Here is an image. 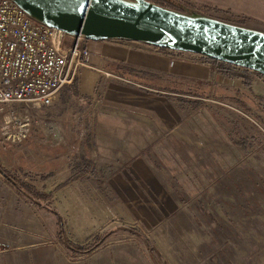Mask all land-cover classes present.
<instances>
[{"label": "rangeland", "instance_id": "rangeland-1", "mask_svg": "<svg viewBox=\"0 0 264 264\" xmlns=\"http://www.w3.org/2000/svg\"><path fill=\"white\" fill-rule=\"evenodd\" d=\"M150 1L264 31V0ZM213 62L220 68L219 83L250 88L254 70ZM88 68L99 97L109 80H125L115 67ZM76 79L58 92L64 95L55 105L39 110L9 107L19 116L31 115L33 127L18 145L0 135V164L27 187L20 192L0 174V264H264L261 112L227 102L243 117L244 140L169 142L174 149L170 154L175 153L180 163L175 167L192 170L183 159L192 160L195 168L205 167L181 175L184 184L176 191L164 179L151 185L119 163L112 166L110 176L94 171L87 151L90 130L69 128L76 108L93 100L78 93ZM180 87L193 91L181 94L180 102L226 104L218 100L216 90L203 99L199 92L204 96L205 90ZM241 103L256 110L258 101L246 95ZM2 120L0 109V134ZM17 199L22 203L20 217L10 207ZM64 240L76 248L93 249L72 252Z\"/></svg>", "mask_w": 264, "mask_h": 264}, {"label": "crops", "instance_id": "crops-1", "mask_svg": "<svg viewBox=\"0 0 264 264\" xmlns=\"http://www.w3.org/2000/svg\"><path fill=\"white\" fill-rule=\"evenodd\" d=\"M86 40L90 66L115 67L125 78L124 82L109 80L103 86L101 97L100 92L95 91L97 83L91 79L88 67L82 68L76 79L78 93H87L93 100H88L85 107L76 108L77 114L70 119L69 128L90 130L92 139L87 151L97 173L105 172L110 176L112 166L119 163L135 170L151 185L162 183L164 179L167 186L180 191L184 184L181 175H191L195 169L205 167L195 168L194 162L186 159L182 162L190 163L192 170L175 167L180 163L175 153L170 154V150L174 151L169 147L173 140H244L247 135L243 117L227 106V102L249 112H261L263 116L258 115V118L264 120V76L261 73L250 74V88L238 89L233 87V82L219 83L218 63L201 54L130 39ZM181 85L205 90L204 96L199 92V98L203 99L216 90L220 95L218 100L226 104L193 106L187 99L180 102L181 94L193 92L183 91ZM63 95L59 93L52 104H57ZM246 95L257 99L256 110L242 105ZM64 112L60 111V115ZM0 174L4 178V174ZM21 205L18 199L10 203L17 217L22 214Z\"/></svg>", "mask_w": 264, "mask_h": 264}, {"label": "water", "instance_id": "water-1", "mask_svg": "<svg viewBox=\"0 0 264 264\" xmlns=\"http://www.w3.org/2000/svg\"><path fill=\"white\" fill-rule=\"evenodd\" d=\"M29 16L89 40L192 52L264 75V31L150 0H14Z\"/></svg>", "mask_w": 264, "mask_h": 264}, {"label": "built area", "instance_id": "built-area-1", "mask_svg": "<svg viewBox=\"0 0 264 264\" xmlns=\"http://www.w3.org/2000/svg\"><path fill=\"white\" fill-rule=\"evenodd\" d=\"M86 39L36 20L14 0H0L3 140L11 145L22 144L32 132V116H19L10 106L21 105L30 110L50 106L58 92L75 81L82 68L90 67ZM106 74L121 78L111 72Z\"/></svg>", "mask_w": 264, "mask_h": 264}, {"label": "trees", "instance_id": "trees-1", "mask_svg": "<svg viewBox=\"0 0 264 264\" xmlns=\"http://www.w3.org/2000/svg\"><path fill=\"white\" fill-rule=\"evenodd\" d=\"M208 58V60L210 59V61H217V62H219L218 60H216V59H213V58H210V57H207ZM222 63H224V62H222ZM224 64H226V63H224ZM0 172L2 173V174H4V176L7 178V179H9L11 182H12V184L14 185V187L17 189V190H19L20 192L22 191H25L26 189H27V187H26V184H24L23 182H21V181H18L12 174H9L10 172L9 171H7V169L6 168H4L1 164H0ZM55 213V215H57L58 216V218H59V221H60V215H59V213L58 212H54ZM64 239V238H63ZM65 241V240H64ZM67 244V246H68V248L70 249V251H72V252H75V251H79V252H89V251H91V249H93V247H88V248H85L84 249V247H78V248H76V247H74L73 245H71V243L70 242H67V241H65Z\"/></svg>", "mask_w": 264, "mask_h": 264}]
</instances>
